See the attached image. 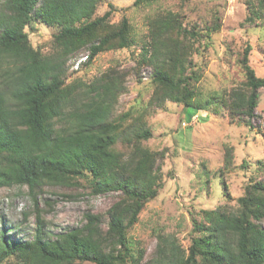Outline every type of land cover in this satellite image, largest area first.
<instances>
[{
    "label": "trees",
    "instance_id": "1",
    "mask_svg": "<svg viewBox=\"0 0 264 264\" xmlns=\"http://www.w3.org/2000/svg\"><path fill=\"white\" fill-rule=\"evenodd\" d=\"M101 1H0V187L26 185L32 195L46 184L77 183L75 178L87 173L94 193L119 192L106 211L105 227L100 213L88 211L81 226L52 238L43 236L41 221L31 239L12 240L0 230V264L4 260L12 264H140L142 260V251L132 250L127 230L161 186L159 153L141 145L150 131L139 125L125 131L110 122L125 89L116 72L78 86L65 84L67 56L89 42L110 14L107 10L90 20ZM138 2L134 0L133 5ZM173 16L167 12L153 17L151 42L143 47L142 58L153 65L156 80L166 90L164 97L184 102L190 108L185 117L190 118L205 105L191 104L194 91L182 77L184 47L172 35L186 38L199 33L176 25ZM35 18L60 27L54 36L61 47L56 55H43L32 47L24 28ZM103 32L89 46L88 61L104 47L131 42L126 17L117 29ZM247 50L242 58L244 87L232 89L228 100L219 97L209 102L226 105L231 119L250 125L264 78L249 66ZM122 134L123 140H133L127 153L115 147ZM237 204L233 211L219 206L207 211V223L198 225L202 234L192 240L187 252L174 236L158 234L151 264H264V181L245 187Z\"/></svg>",
    "mask_w": 264,
    "mask_h": 264
},
{
    "label": "rangeland",
    "instance_id": "2",
    "mask_svg": "<svg viewBox=\"0 0 264 264\" xmlns=\"http://www.w3.org/2000/svg\"><path fill=\"white\" fill-rule=\"evenodd\" d=\"M133 2L102 0L97 4L90 20L107 10L110 14L89 42L67 56L64 77L65 84L78 86L108 71L116 72L125 89L116 100L110 122L120 124L125 131L133 125L150 131L141 145L159 153L161 186L156 196L144 203L138 220L127 230V238L133 251H142L140 264H151L158 234L174 236L187 252L192 240L202 234L198 225L207 223V211L218 206L235 210L245 187L264 181V88L259 89L250 125L231 119L226 105L209 102L219 97L228 100L232 89L244 87L242 58L246 49L249 66L256 76L264 78V0ZM167 12L174 15L176 25L199 33L186 38L175 32L172 35L184 47L182 77L194 91L191 104L205 105L190 118L185 117L190 108L184 102L164 97L166 90L156 80L153 65L142 58L143 47L151 42L153 17ZM123 17L129 24L131 42L104 47L88 61L91 43L98 41L103 30L117 29ZM24 29L32 47L41 54L60 52L54 39L59 26L35 18ZM120 136L115 147L127 153L133 140H123L125 134ZM75 179L77 183L69 185L40 187L32 194L35 203L26 185L0 187V230L12 240L31 239L41 221L43 236L52 238L81 226L88 211L100 213L105 227L106 211L119 192L94 193L87 173ZM261 225L264 227V218ZM1 264L12 262L4 260Z\"/></svg>",
    "mask_w": 264,
    "mask_h": 264
},
{
    "label": "built area",
    "instance_id": "3",
    "mask_svg": "<svg viewBox=\"0 0 264 264\" xmlns=\"http://www.w3.org/2000/svg\"><path fill=\"white\" fill-rule=\"evenodd\" d=\"M73 68H77V66L73 67Z\"/></svg>",
    "mask_w": 264,
    "mask_h": 264
}]
</instances>
